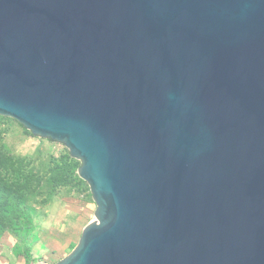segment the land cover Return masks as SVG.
<instances>
[{
    "label": "water",
    "instance_id": "95a60500",
    "mask_svg": "<svg viewBox=\"0 0 264 264\" xmlns=\"http://www.w3.org/2000/svg\"><path fill=\"white\" fill-rule=\"evenodd\" d=\"M0 115L81 161L56 264H264V0H0Z\"/></svg>",
    "mask_w": 264,
    "mask_h": 264
},
{
    "label": "rangeland",
    "instance_id": "374dc122",
    "mask_svg": "<svg viewBox=\"0 0 264 264\" xmlns=\"http://www.w3.org/2000/svg\"><path fill=\"white\" fill-rule=\"evenodd\" d=\"M0 149L6 156L0 179L26 185L27 207L13 219L0 213V264H56L95 220L89 184L78 174L81 161L63 143L35 136L2 115ZM12 223L26 228L16 232Z\"/></svg>",
    "mask_w": 264,
    "mask_h": 264
},
{
    "label": "trees",
    "instance_id": "16d2710c",
    "mask_svg": "<svg viewBox=\"0 0 264 264\" xmlns=\"http://www.w3.org/2000/svg\"><path fill=\"white\" fill-rule=\"evenodd\" d=\"M5 163L6 156L0 149V170L4 167ZM17 181L18 180H10L9 182L5 179H0V213L6 212L11 219H13V217L19 216L22 211L27 210L24 199V186L26 185L23 183H18ZM11 226L16 232L26 228V225H16V223H12Z\"/></svg>",
    "mask_w": 264,
    "mask_h": 264
}]
</instances>
